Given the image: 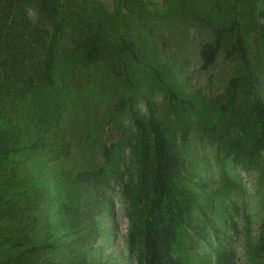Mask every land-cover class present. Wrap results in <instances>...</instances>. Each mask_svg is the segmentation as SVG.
<instances>
[{
  "label": "rangeland",
  "instance_id": "1",
  "mask_svg": "<svg viewBox=\"0 0 264 264\" xmlns=\"http://www.w3.org/2000/svg\"><path fill=\"white\" fill-rule=\"evenodd\" d=\"M60 1L83 16L103 20L104 43L119 44L121 35L134 43L140 62L130 56L127 62L131 81L139 90L127 86L104 62L74 69L66 90L67 110L49 143L52 158L43 152L31 155L0 186L3 198L37 186L52 195L51 206L39 212L40 222L34 230L17 234L12 223L3 224L2 236L9 238L0 243L2 264L14 263L15 258L25 261L23 249L41 242L49 225L58 220L77 221L76 212L65 216L55 209L62 200L53 197L57 175L102 166L108 131L107 143L118 158V171L111 172L102 184L100 204L87 206L83 228L91 236L79 252L86 264H144L139 233L145 203L139 179L144 145L128 114L130 94L141 113L145 111L143 94L155 99L159 119L201 183V203L208 220L194 210L189 226L178 230L175 253L184 264H264V258L255 252L263 181L257 158L249 151L256 129L248 113L250 82L264 98V33L260 26L264 0H218L219 8H213L211 0ZM233 18L240 23L248 63L239 56L228 58L222 50L211 66L202 68L201 44L213 37L216 27ZM150 64L187 102L170 100ZM233 78L239 79L235 99L223 110L220 104L225 99L217 98ZM17 241L25 242L24 246L15 245Z\"/></svg>",
  "mask_w": 264,
  "mask_h": 264
},
{
  "label": "trees",
  "instance_id": "2",
  "mask_svg": "<svg viewBox=\"0 0 264 264\" xmlns=\"http://www.w3.org/2000/svg\"><path fill=\"white\" fill-rule=\"evenodd\" d=\"M211 4L219 8L218 0H211ZM260 26L264 33V23ZM103 27L99 17L83 16L65 1L0 0V186L31 155L43 152L52 158L49 143L58 133L67 110L66 90L75 68L104 62L127 86L139 90L131 81L127 62L129 56L140 62L137 48L124 35L120 36L119 44L104 43ZM222 50L226 57L239 56L248 63L245 40L236 18L216 27L213 37L201 44V67L211 66ZM148 66L171 101L187 102L186 97L178 95L166 83L156 66ZM238 81L231 79L226 91L218 96L217 99H225L220 104L223 110L235 99ZM249 86L248 113L256 129L249 151L257 158L258 174L263 181V212L255 252L264 258V98L253 82ZM127 99L130 121L144 145L139 165L145 198L139 227L143 262L184 264L175 253L179 228L189 226L194 210L207 219L201 203L204 197L201 183L192 175L159 119L155 99L143 94V113L133 105V95ZM106 136L102 166L79 172L64 170L57 175L53 197L62 200L55 209L65 216L76 212L77 221L71 224L58 220L49 225L41 242L25 246V261L15 258L14 263L5 264H86L79 250L91 236L83 228L88 216L86 209L90 208L87 206L100 204L102 184L110 179L111 172L118 171V158L107 143L109 131ZM51 198L40 186L23 188L14 197L0 196V243L9 238L1 232L7 221L17 234L34 230L40 222L39 212L51 206ZM83 211L86 213L82 214ZM24 243L17 241L15 245L24 246Z\"/></svg>",
  "mask_w": 264,
  "mask_h": 264
}]
</instances>
